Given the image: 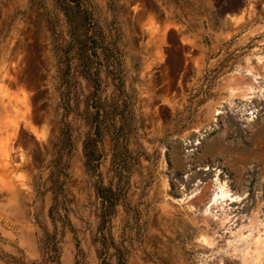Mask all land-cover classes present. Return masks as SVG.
<instances>
[{"label":"rangeland","instance_id":"374dc122","mask_svg":"<svg viewBox=\"0 0 264 264\" xmlns=\"http://www.w3.org/2000/svg\"><path fill=\"white\" fill-rule=\"evenodd\" d=\"M81 1L118 48L123 88L102 72L98 94L107 110L125 102L106 122L123 126L119 146L105 131L87 170L91 86L74 78L66 112L55 0H0V264H264V0ZM96 182L122 192L104 223ZM220 182L229 195L211 201Z\"/></svg>","mask_w":264,"mask_h":264},{"label":"trees","instance_id":"16d2710c","mask_svg":"<svg viewBox=\"0 0 264 264\" xmlns=\"http://www.w3.org/2000/svg\"><path fill=\"white\" fill-rule=\"evenodd\" d=\"M57 8L63 13L67 26L69 39L64 44L58 43L56 37L55 23L50 16L46 17V23L54 41V51L58 58V67L60 75V92L63 108L68 112L71 102L76 98V90L73 87L74 78L82 77L87 84L91 86L89 93L86 95L87 100L91 98V107L94 109L87 114L91 125V132L88 133L83 140V154L87 170H95L98 167V161L101 157L99 142L105 131L111 134L113 140V150L119 146V137L122 125L112 130H107L106 122L120 119L124 113L123 105L116 112L117 103L111 110H107L101 96L98 94L101 90V73L105 72L107 76H111L115 81V87L122 90L123 81L120 76V61L118 48L115 45L104 41V37L99 35L96 37L95 23L92 19L91 12L83 5L81 0H55ZM104 41V42H103ZM88 108V105H87ZM71 132L68 122H64L60 127V141L55 156L50 161L51 171L49 175L50 189L53 194V202L49 209L51 218H64L59 214V206L63 207L64 198L61 194L64 180L60 179L65 164L62 162L64 153H69L71 145ZM97 195L102 201V210L100 213L101 222L107 220L120 202L122 192L119 186L103 185L96 182ZM104 239V238H103Z\"/></svg>","mask_w":264,"mask_h":264},{"label":"bare ground","instance_id":"6f19581e","mask_svg":"<svg viewBox=\"0 0 264 264\" xmlns=\"http://www.w3.org/2000/svg\"><path fill=\"white\" fill-rule=\"evenodd\" d=\"M249 71H251V70H249ZM249 88H251V87H249ZM248 88V89H249ZM248 89H247V91H248ZM250 91H251V89H250ZM249 92V91H248ZM252 92V91H251ZM247 93V92H246ZM246 93H244V94H246ZM219 181V180H218ZM215 183V182H214ZM226 184H228V183H218V185H217V188H216V190H215V192H214V195H213V197H212V200L211 201H214L216 198H219V199H222V198H224V197H226V196H228L229 195V188H227L225 185ZM231 194H233V193H231ZM231 197V196H230ZM237 198H239V197H237ZM236 198V199H237ZM231 199V198H230ZM232 200V199H231ZM230 200V201H231ZM238 200V199H237ZM218 201V200H217ZM226 201V200H225ZM214 204V203H213ZM247 256V255H246Z\"/></svg>","mask_w":264,"mask_h":264}]
</instances>
